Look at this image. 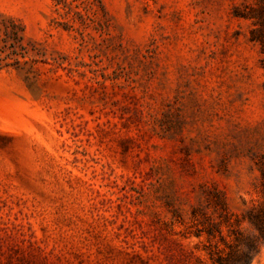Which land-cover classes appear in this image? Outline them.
<instances>
[{"label": "rangeland", "instance_id": "374dc122", "mask_svg": "<svg viewBox=\"0 0 264 264\" xmlns=\"http://www.w3.org/2000/svg\"><path fill=\"white\" fill-rule=\"evenodd\" d=\"M249 3L0 0V264H211L260 197Z\"/></svg>", "mask_w": 264, "mask_h": 264}, {"label": "trees", "instance_id": "16d2710c", "mask_svg": "<svg viewBox=\"0 0 264 264\" xmlns=\"http://www.w3.org/2000/svg\"><path fill=\"white\" fill-rule=\"evenodd\" d=\"M246 1L250 3L245 6V10L240 11L236 8L235 16L252 21L254 28L250 40L260 45L261 53L264 55V0ZM19 28L5 32L4 44L11 41L13 51L22 41L23 29ZM1 62L2 59L0 66ZM255 165L260 174V197L257 204L249 207L241 219L228 210L225 201L216 203L224 213L223 216L220 215L221 221L213 222L201 215L203 217L198 223L197 236L203 234L206 236L204 250L211 264H251L264 247V155L258 157ZM233 216L235 219L232 221ZM243 223L247 225L245 230L241 227ZM223 226L227 230L226 234H223Z\"/></svg>", "mask_w": 264, "mask_h": 264}]
</instances>
